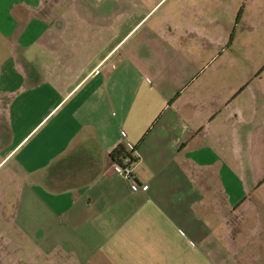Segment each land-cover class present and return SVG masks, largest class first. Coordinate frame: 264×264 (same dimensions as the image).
I'll list each match as a JSON object with an SVG mask.
<instances>
[{"label": "crops", "instance_id": "1", "mask_svg": "<svg viewBox=\"0 0 264 264\" xmlns=\"http://www.w3.org/2000/svg\"><path fill=\"white\" fill-rule=\"evenodd\" d=\"M103 1L0 0V240L15 264H264V64L230 49V0Z\"/></svg>", "mask_w": 264, "mask_h": 264}, {"label": "rangeland", "instance_id": "2", "mask_svg": "<svg viewBox=\"0 0 264 264\" xmlns=\"http://www.w3.org/2000/svg\"><path fill=\"white\" fill-rule=\"evenodd\" d=\"M87 1L90 2V0ZM110 1L104 0V6H108L107 3H110ZM230 3V7L221 13L222 16H225L223 21L231 20L229 27L232 33L230 36L235 40L233 47L230 49L236 50L238 49L236 47L240 45L243 50L251 51L252 62L257 63L256 60L261 59L264 64V0H230ZM8 11V9L0 10V48L2 49H6V41L2 38V35L5 30L4 20L9 14ZM226 24L227 22H225ZM5 32L8 31L5 30ZM254 52L257 54L256 57ZM224 62V55L216 54L202 72L207 75ZM250 64L252 63L246 62V58H244V65ZM19 259V250H16V246L13 244L8 245L4 240H0V264H15ZM29 260L31 259L25 258V261L21 264H31Z\"/></svg>", "mask_w": 264, "mask_h": 264}, {"label": "built area", "instance_id": "3", "mask_svg": "<svg viewBox=\"0 0 264 264\" xmlns=\"http://www.w3.org/2000/svg\"><path fill=\"white\" fill-rule=\"evenodd\" d=\"M121 137L125 138L126 135L124 132H121ZM124 150L129 154V156L134 160V148L132 145L130 144H125L124 145ZM135 161H130L127 157H125L124 159H122L120 161V163L117 162H113V166H114V171L118 172L119 175L123 176L124 178H126L131 186H130V190L137 192V191H146L148 189V185L147 184H143V185H139L136 180H135V174L133 172V165H134Z\"/></svg>", "mask_w": 264, "mask_h": 264}, {"label": "trees", "instance_id": "4", "mask_svg": "<svg viewBox=\"0 0 264 264\" xmlns=\"http://www.w3.org/2000/svg\"><path fill=\"white\" fill-rule=\"evenodd\" d=\"M125 157H127L130 161H134L122 146H118V148H116L110 155L111 161L117 163H120V161Z\"/></svg>", "mask_w": 264, "mask_h": 264}]
</instances>
